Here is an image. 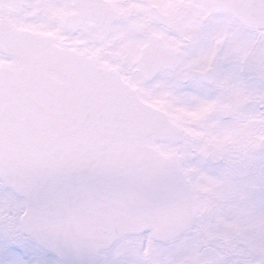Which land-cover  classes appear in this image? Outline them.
<instances>
[{
  "label": "snow or ice",
  "instance_id": "obj_1",
  "mask_svg": "<svg viewBox=\"0 0 264 264\" xmlns=\"http://www.w3.org/2000/svg\"><path fill=\"white\" fill-rule=\"evenodd\" d=\"M0 264H264V0H0Z\"/></svg>",
  "mask_w": 264,
  "mask_h": 264
}]
</instances>
